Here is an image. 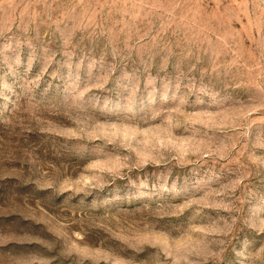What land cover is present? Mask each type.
I'll return each mask as SVG.
<instances>
[{"label":"rangeland","instance_id":"obj_1","mask_svg":"<svg viewBox=\"0 0 264 264\" xmlns=\"http://www.w3.org/2000/svg\"><path fill=\"white\" fill-rule=\"evenodd\" d=\"M0 264H264V0H0Z\"/></svg>","mask_w":264,"mask_h":264}]
</instances>
